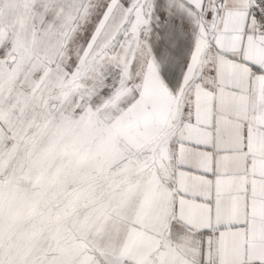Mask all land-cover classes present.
Wrapping results in <instances>:
<instances>
[{"label": "snow or ice", "instance_id": "snow-or-ice-1", "mask_svg": "<svg viewBox=\"0 0 264 264\" xmlns=\"http://www.w3.org/2000/svg\"><path fill=\"white\" fill-rule=\"evenodd\" d=\"M0 264H264V0H0Z\"/></svg>", "mask_w": 264, "mask_h": 264}]
</instances>
